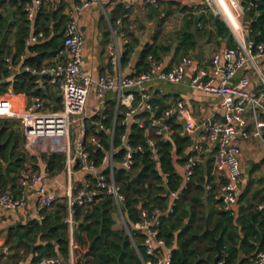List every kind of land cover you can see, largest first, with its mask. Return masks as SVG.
<instances>
[{"label":"trees","instance_id":"16d2710c","mask_svg":"<svg viewBox=\"0 0 264 264\" xmlns=\"http://www.w3.org/2000/svg\"><path fill=\"white\" fill-rule=\"evenodd\" d=\"M2 2L4 0H1ZM244 12L248 15L245 25L248 38L256 44L264 42V0H257L252 5L251 0H240ZM25 0H20L17 19L8 24L0 15V72L7 74L5 56L12 53L9 41L14 40V55L28 51L36 52L34 57H27L24 64L40 68L47 59L55 56L61 48L63 27L66 15L63 9L66 2L61 0L54 11H46L43 4L34 17L35 34L42 33L45 40L25 47V40L29 35V21L24 11ZM247 9H249L247 11ZM184 10V9H183ZM128 14L125 9L123 14ZM206 17L191 21L185 17L178 33L176 54H187L197 47L198 36L202 28L199 21L210 22L218 34L227 37L229 45L235 46L229 29L221 19L212 13ZM128 24L129 19H121ZM54 21L53 24L51 22ZM16 29L11 33V27ZM132 35L131 32L128 33ZM2 37V40H1ZM156 34L153 39L156 41ZM169 50L156 42L146 44L140 50L134 66L136 73L148 67L147 56L153 55L160 58L162 52ZM129 52L126 48L125 53ZM126 56H123L125 60ZM36 77L29 72L19 73L14 77L12 89L15 93H25L28 97L43 95V91L35 84ZM4 83L3 86H6ZM2 87L0 91H4ZM162 97L150 101L159 117L166 108ZM57 103L59 98L55 100ZM60 108L55 105L54 109ZM122 110V111H121ZM114 107L110 104L105 110L107 119L105 123L111 125ZM125 109L118 107L117 120L114 126L112 145L114 147L113 181L119 189L123 200L119 203L125 222L124 227L116 228V215L118 204L112 194L105 188L100 189L94 201L83 206L74 205L72 219L73 230V264H142L141 257L146 258L143 247V233L134 229V223L140 220L141 210L151 213L159 210L158 237L162 238L165 245L170 248V264H212L216 256L215 239L205 231L207 225L215 238L219 240L221 256L219 264H247L253 253L264 248V210H258V204L264 200L263 188L250 190L247 186L240 194L238 205L231 210H223L222 198H216V185L210 176L211 164L206 168L198 164L194 168L191 178L183 182L177 165L183 162L181 154L189 144L186 137L169 138L166 141H157V158L152 159V152L147 146L148 138H156L137 124L131 123L123 126L119 124ZM148 117V113L143 112ZM98 117L87 119L88 134L95 133L91 121ZM171 117L169 118V122ZM126 134L128 142L133 146L141 145L143 150L133 153V163L130 170L120 165L124 155L120 136ZM101 142V148L89 153L94 157L97 167L107 175L109 170L101 165V160L109 149V136L100 132L96 133ZM18 121L9 119L0 120V184L17 187L18 174L29 166L33 170L54 172L64 167V157L61 154L29 156L23 150L22 139ZM176 151V156L173 155ZM180 156V157H179ZM89 179L91 175H88ZM209 185L210 188L206 189ZM167 192H178L177 198L172 200L170 209V196ZM67 216L66 197H59L48 208L40 211L39 217L25 223L10 225L5 229V244L11 254L8 258L10 264H18L22 258H28L30 264H41L49 258H58L59 264H67L70 256L69 228L64 222ZM126 226V227H125ZM141 254V255H140Z\"/></svg>","mask_w":264,"mask_h":264},{"label":"built area","instance_id":"2783aa9c","mask_svg":"<svg viewBox=\"0 0 264 264\" xmlns=\"http://www.w3.org/2000/svg\"><path fill=\"white\" fill-rule=\"evenodd\" d=\"M44 1L25 0L23 9L29 22L34 19ZM97 1L74 0L72 7L67 11L61 48V53L66 56L65 63L44 65L39 69L24 67L15 71L12 57H5L6 68L10 72L11 79L21 71L33 74L36 77L35 80L40 76L48 77L50 84L57 89L60 95V109H45L43 99L39 96L28 98L24 93V96L28 98L27 101H15L11 94L0 95V119L18 121L22 146L26 154L30 156L61 154L64 157L67 202V216L64 222L69 228L72 259L74 205L83 206L92 203L100 189L105 188L109 194L114 196L118 204V213L125 225L119 204L123 196L119 194V189L113 181L114 147L112 139L117 117L115 115L114 122L107 125L105 123L107 116L102 112L98 120L90 124L95 133L88 134L89 125L86 123L85 107L91 88L96 90L98 97H103L110 90H116L117 106L122 104L125 107L119 124L126 126L131 121L143 128L146 135L152 132L156 136V138L147 139L152 159L158 156L157 141H166L174 133L167 120L175 112L184 121L182 135H190L201 130L200 141L194 143V152L184 162L183 182L188 181L194 172L202 151L201 142L214 145V170L216 172L225 171L224 181L215 193L216 198L220 197L223 200V210L236 208L240 197L242 174L240 141L258 140L264 144V42L256 44L245 35L242 26L245 12L240 0H226L239 21L238 28L228 22L221 11L219 0H204L206 7L228 27L236 45L225 48L221 54H214V62L220 58L223 59V66L220 70L210 65L199 67L188 82L190 88L215 96L220 100L221 118L200 124L192 117L182 101H176L173 107L164 109L159 117L148 120L137 117L140 109L149 108L146 83L152 78L168 83L181 82L185 67L193 61V57H184L176 66L167 70L162 68L161 63L153 55H148V67L132 76L103 74L92 77L85 73L82 65L84 38L79 30V19L83 11ZM155 2L156 0L144 1L150 4ZM121 21L120 17L115 20L116 24H120ZM36 40L37 36L32 35L27 43ZM107 48L110 52L111 63L120 68L121 56L118 49L112 43H108ZM128 64L130 65L131 62L129 61ZM244 68H247L258 81L259 88L255 90L247 88L250 83L247 75H241L235 82L230 83L233 77H236ZM134 90L139 92L138 99L133 96ZM246 112L249 113V118L245 116ZM100 132L109 136L110 146L101 160V165L109 170V181H107V175L98 169L94 157L89 153V148L93 150L101 148V142L96 135ZM120 142L124 148L120 165L130 170L133 153L141 152L143 147L131 145L126 134L120 136ZM76 170L91 175L90 179H85L79 184L74 183L73 175ZM45 173L31 168L22 169L17 180L20 192L16 195L8 187L2 188L0 184V219L4 211L23 208L28 202V192L35 195L39 213L57 200L56 194L44 183ZM206 188L209 189L210 186L207 185ZM168 195L171 199L169 209L171 211L172 200L177 198L178 192H169ZM257 209L264 210V200L258 204ZM158 215V209H154L151 213L141 210L140 220L133 225L134 229L144 235L142 247L146 258L141 257L142 264H170V248L165 245L162 238L158 237ZM8 252V246H4L3 253L8 254ZM41 264H59V259H44ZM247 264H264V248L255 251Z\"/></svg>","mask_w":264,"mask_h":264},{"label":"crops","instance_id":"0c3cea01","mask_svg":"<svg viewBox=\"0 0 264 264\" xmlns=\"http://www.w3.org/2000/svg\"><path fill=\"white\" fill-rule=\"evenodd\" d=\"M64 1L66 2V6L63 9V14L66 15L67 11L72 7L74 0ZM144 1L145 0H98L96 3H93L83 11L79 19V30L84 38L82 49V65L85 73L92 77H98L103 74H109L112 76H117L119 74L122 76L135 75L137 73L134 63L139 55L140 50L144 47V45L156 42L162 47L169 48V50L162 52L160 58L155 57L161 63L163 69L168 70L173 68L184 57H193V61L185 67L184 77L179 83L161 82L154 78L148 81L146 83V87L148 88L149 94V99L147 100L149 108L140 109L137 113V117L145 118L147 120L155 117V111L158 109V106L153 109L150 104V101L154 95L164 99L163 101L166 108L173 107L176 101H182L186 108L190 111L192 117L199 124L219 120L221 118L220 100L215 96L208 95L201 91L190 88L188 82L199 67L210 65L211 67H217L220 70L223 66V59L220 58L218 61L214 62V54H221L225 48L233 46L229 45L227 37L222 38L218 34L210 22L199 21L198 26L203 30L197 38V47L187 54H176L175 52V48L178 44L177 36L185 17L191 19V21H194L195 19L200 18L202 15L208 17V13L212 12L206 7L204 0H156V2L152 4L144 3ZM60 2L61 0H45L43 2V7L46 9V11H54ZM19 5L20 0H4L3 2L0 0V15L5 18L8 24L16 21ZM125 9H128V14H123ZM119 17L121 19L127 17L129 19L128 24H124L123 21H121L120 24H116L115 20ZM216 17L220 19L218 16ZM246 20L247 18L245 13L242 26L245 35L248 37V32L245 25ZM53 23L54 21L51 22V24ZM29 27L30 31L28 37L25 40V47L45 40V38L42 36V33L35 34L34 19L29 22ZM15 29L16 27L12 26L11 33H13ZM129 32L132 33L131 36H129ZM155 34L157 36L156 41L153 39ZM32 35L37 36V40L27 43V40ZM232 39L235 42L233 36ZM108 43H112V45L116 47L120 53V68L118 65H114L110 61V52L107 48ZM9 45L12 48V53L6 56L12 57L15 71L24 67L39 69L36 67H31L28 64H24V60L27 57H34L36 55L35 51L30 52L26 48L24 53L15 56L14 40L9 41ZM61 48L58 50L55 56L47 58L40 65V68L44 65L65 63L66 56L61 53ZM126 48H129V52L124 54ZM198 52L201 54L200 59L195 57V54ZM123 56H126L125 60L123 59ZM129 61L131 62L130 65L128 64ZM22 72L27 71H21L20 73ZM241 75H247L250 78V83L247 87L249 90H255L259 88L258 81L247 68L239 71V73L236 75V77H233L230 83L235 82ZM13 81L14 78H10V72L8 70L7 74L0 72V89L5 87L4 91H0V95L8 93L12 95L15 101H27L30 97L27 96V98L24 96V93H15L13 91ZM34 82L37 87L42 89L43 95H33L31 97H41L43 99V107L45 109H54V106L58 104L61 108L60 95L57 89L50 84L48 77L40 76ZM4 83H7V85L3 86ZM133 96L135 99H138L139 92L134 90ZM56 98L60 99L58 103L55 101ZM110 104H113L114 107L113 118L111 121L112 124L114 122V117L117 114L118 107L125 109L124 105L122 104L117 106V91L110 90L106 92L103 97H98L96 95V90L91 88L85 107V115L87 119L89 120L95 116L99 118L100 114L102 112L105 113V110ZM164 109L162 110L161 114L163 113ZM143 112L148 113V117L143 116ZM245 116L249 118V113L246 112ZM131 123L132 122L129 121L128 125ZM167 123L174 132L169 138L178 136L181 138L186 137L189 140V144L180 155L183 159V162L180 165H177V171L183 178L184 162L186 161L187 157L194 152V143L200 141L201 130H198L190 135H182L181 131L183 129L184 121L180 116L177 115L176 112L171 116L170 122L169 119L167 120ZM201 145L202 151L199 154L197 165L200 164L206 168L207 163L210 162V176L213 177V183L216 185V188H218L224 181L225 171L216 172L214 170V145H209L206 142H201ZM259 145L261 146L262 150L257 149ZM172 152L173 155L176 156V151L173 150ZM248 156H250V159H248ZM240 159L242 170L240 194L247 186L250 187L251 191L255 188H264V144L258 140L240 141ZM28 168L31 167L29 166ZM74 175L73 182L76 184H79L85 179H89L88 174L78 170L74 172ZM44 183L53 193L56 194L58 198L65 196L66 174L64 169L57 170L52 173L46 172ZM7 187L14 195L20 192L18 183L15 189H12L9 186ZM27 198L28 202L23 208L18 210L4 211L3 216L0 219V264H10L7 261L11 251L9 250L8 254L3 253L4 246H7L5 244V229L10 225L25 223L28 220L39 217L35 195H33L31 192H28ZM20 262H22V264H30L29 257L26 259L22 258L19 260L18 264H20ZM72 263L73 259L69 256L67 264Z\"/></svg>","mask_w":264,"mask_h":264},{"label":"bare ground","instance_id":"6f19581e","mask_svg":"<svg viewBox=\"0 0 264 264\" xmlns=\"http://www.w3.org/2000/svg\"><path fill=\"white\" fill-rule=\"evenodd\" d=\"M219 4L221 7V11L227 18L228 22L238 28L240 24L239 21H237L234 11L231 8L230 4L226 0H219Z\"/></svg>","mask_w":264,"mask_h":264},{"label":"water","instance_id":"95a60500","mask_svg":"<svg viewBox=\"0 0 264 264\" xmlns=\"http://www.w3.org/2000/svg\"><path fill=\"white\" fill-rule=\"evenodd\" d=\"M256 2H257V0H251V4L252 5H254ZM248 10L249 9H247V11ZM246 18L248 19V15L247 14H246ZM199 52H201V51H199ZM199 52L195 54V57L197 59H200L201 58V54ZM167 194H169V192H167ZM205 231L209 232L212 235V237L215 239V249H216V252L217 253H216V256H215L212 264H219L218 263V260H219V258L221 256V250H220V246H219V240L214 237V235L212 233V230L207 225L205 226Z\"/></svg>","mask_w":264,"mask_h":264},{"label":"rangeland","instance_id":"374dc122","mask_svg":"<svg viewBox=\"0 0 264 264\" xmlns=\"http://www.w3.org/2000/svg\"><path fill=\"white\" fill-rule=\"evenodd\" d=\"M0 120H2V119H0ZM10 120L12 121V120H14V119H9V121H10ZM21 139H22V138H21ZM257 149H258V150H262L260 145L257 147ZM248 159H250V156H248ZM74 176H75V175H74ZM257 177H258V176H257ZM252 189H253V188H252ZM115 227H116V228L124 227V223H123V221H122V219H121L119 213H117V215H116V224H115Z\"/></svg>","mask_w":264,"mask_h":264}]
</instances>
